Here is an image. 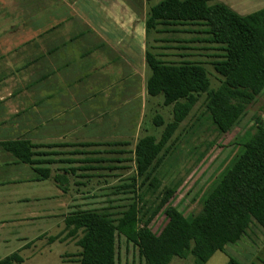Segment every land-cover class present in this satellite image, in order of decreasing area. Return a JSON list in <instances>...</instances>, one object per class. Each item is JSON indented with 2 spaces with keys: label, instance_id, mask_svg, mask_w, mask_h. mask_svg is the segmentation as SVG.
Segmentation results:
<instances>
[{
  "label": "rangeland",
  "instance_id": "rangeland-1",
  "mask_svg": "<svg viewBox=\"0 0 264 264\" xmlns=\"http://www.w3.org/2000/svg\"><path fill=\"white\" fill-rule=\"evenodd\" d=\"M160 1L131 0V4L133 8L140 10V19H147L150 8ZM55 3L59 4L60 2L58 0H0V77H2L0 98L15 95L13 92L16 88L26 86L45 72L41 67V62L40 65L36 64L30 67H26L25 64L42 54L44 47L42 39L39 37L44 32V29H41L43 27L42 19L45 16L44 10L56 6ZM209 4H224L240 15L250 14L264 8V0H211ZM136 29L137 36L133 35V29L131 34L132 38L138 39V42L132 40L134 43H132L130 66L137 70L141 76L140 94L144 99V108H139V100L125 107H120L123 102L113 101L108 104L105 101L103 104L105 109L91 110L83 98L76 100L68 96V83L62 86L66 92L64 95L68 96L65 102L69 110L72 112L76 109L71 115L72 118L81 111L86 112V118L90 121L98 119V117L103 120L102 116L106 115V112H109V117L112 118L119 114V116L125 117L126 121L124 127L121 126L123 128L122 136L110 134V137L101 130L96 138L91 139L93 141L82 139V142L98 143L100 146L51 150L60 153L51 159L62 161L65 159L77 161L95 159L98 162L53 165V175L55 173L62 174L58 171L65 167L90 166L94 170H78L74 175L68 174L69 183L67 191L62 192L64 204H59L60 210H58L59 207H56V198L50 202L44 200L45 196L58 195L55 188L47 187L49 190L47 192L46 184L34 186L36 194L39 191L42 201H34L30 205L32 210L30 212L38 218L34 220L29 229L23 228L25 225H22L23 227L15 226L16 224L14 225L13 222L3 226L0 260L13 253H19L24 260L22 264H71L75 259L72 255L77 254L80 249L76 246L75 240L65 237L67 232H65L64 215L67 216L79 210H96L117 215L127 210L134 201L142 206V202H139L141 195L144 196V200H147L148 205H151L157 194L153 196L146 191L154 176L161 181L160 191L167 186L177 185V190L169 201L171 206L185 216L198 213L202 208L205 196L218 181L220 171L228 164V160L238 152V144L242 136L253 129L257 119H261L264 123V93H262L248 107L241 121L229 133L219 134L209 115L205 113L207 95L202 94L190 115L181 123L168 143V150L160 155L161 163L151 171L145 184H142L143 178L136 174L135 145L139 139L148 135L160 139L165 126L154 125V118L157 115L163 117L165 124L173 120V106L164 105V96L150 97L147 93L146 83L151 75V70L146 64L145 52L150 51L160 55L161 59L171 63L184 61L201 63L208 72L211 82L210 89H217L221 84L222 77L216 72L214 63L222 59L224 52L220 45L205 42L208 39V35L204 34L206 27L199 24L169 27L168 32H164V26H159L157 28L159 32L152 30L148 34L142 24ZM161 30L163 32H160ZM32 39L37 40L39 49L36 47L30 52L24 45ZM67 54L73 57L75 53L67 52ZM108 68L115 70L112 66H108ZM66 71L68 73V70ZM85 74L86 71L81 74V78H85ZM57 80L61 86L60 80ZM117 92L116 90L114 95L118 97ZM127 93L129 95V92ZM32 94L33 92H26L21 95V104L31 99ZM44 94L46 93H42V96ZM76 94L79 95V93ZM77 119L78 117L75 122ZM2 120L4 121V119ZM33 123L36 125L37 121ZM74 140L80 141L79 138L70 139V141ZM73 152L82 154H72ZM134 178L136 179L135 188L132 187ZM49 185L51 184L49 183ZM18 206L26 212L27 205L18 204ZM53 212H56L55 216L48 219V216ZM167 222V217L162 210L152 220L149 228L157 235ZM61 234L62 242L60 240L53 243L49 241L50 237ZM229 258H235L242 264H264V231L262 228L253 225L246 237L236 244L226 246L224 252H216L206 264H227ZM118 264L146 263L141 258L138 248L131 244L127 246L121 243L118 249ZM170 264L196 263L194 257L190 256L187 259L174 257Z\"/></svg>",
  "mask_w": 264,
  "mask_h": 264
},
{
  "label": "trees",
  "instance_id": "trees-1",
  "mask_svg": "<svg viewBox=\"0 0 264 264\" xmlns=\"http://www.w3.org/2000/svg\"><path fill=\"white\" fill-rule=\"evenodd\" d=\"M210 1L161 0L150 9L145 21L147 34L152 30L158 31L159 26L165 27L164 32H168L169 27L185 24L204 26V34L208 35L205 42L220 45L224 55L214 63L216 72L222 77L221 84L217 89H210L208 72L201 63L166 62L160 55L146 51V64L151 70L146 83L147 93L150 97L164 96V105L173 106V120L165 124L163 117L157 115L154 125L165 126L160 139L148 135L135 145L136 174L143 178L142 184L159 166L160 155L168 150V143L202 94L207 95L205 113L219 134H227L241 121L257 97L264 93V8L240 15L224 4L210 5ZM239 142L238 152L222 168L218 181L196 214L185 216L171 206L169 201L177 185L160 191L161 181L154 176L146 191L153 196L157 194L151 205L141 195L139 202L142 206L134 201L117 215L96 210H79L67 215L65 237L75 240L80 249L72 255L75 259L71 264H118L121 243L138 248L146 264H170L174 257L187 259L190 256L194 257L196 264H206L216 252H224L226 246L246 237L253 225L264 231L263 121L257 119L253 129L247 131ZM93 146L100 144H39L26 139L0 142V147L20 163L34 168L38 180L50 179V166L55 164L98 162L95 159H51L60 153L46 149ZM78 170L94 168L70 167L65 174H57L54 180L62 192L67 191V175H74ZM133 181L132 187L135 188L136 179ZM162 210L168 222L156 235L149 225ZM61 237L62 234L50 237L49 241L62 242ZM23 261L19 253H13L1 259L0 264H22ZM227 264L242 263L229 258Z\"/></svg>",
  "mask_w": 264,
  "mask_h": 264
},
{
  "label": "crops",
  "instance_id": "crops-1",
  "mask_svg": "<svg viewBox=\"0 0 264 264\" xmlns=\"http://www.w3.org/2000/svg\"><path fill=\"white\" fill-rule=\"evenodd\" d=\"M58 1L60 3H55L56 6L44 10L41 28L44 32L39 37L44 47L42 54L25 64L30 67L41 62L45 72L26 86L16 88L13 92L15 95L8 96L12 98H0V142L26 139L39 144H62L79 138L80 141L70 143H80L82 139L93 141L91 139L96 138L101 130L110 137V134L122 136L121 126L126 124L125 117L118 114L112 118L106 112L103 120L98 117L90 121L86 118V112L81 111L72 118L76 109L72 112L69 110L65 102L68 96L76 100L83 98L91 110L105 109V101L108 104L123 102L120 107H125L139 100V108H144V99L140 94L141 76L130 66L132 43L138 42L136 37L132 38V29L134 36H137L136 28L140 24L146 31V18L140 19V10L132 7L131 0ZM36 42V39L27 41L24 47L31 52L38 48ZM67 52L77 55L72 57ZM84 71L86 77L81 78ZM65 84L68 96L64 95L66 92L62 86ZM116 90L118 97L114 95ZM26 92H33L32 97L21 104L20 96ZM42 93L46 94L42 96ZM114 97L117 99L112 100ZM34 121H37L36 125ZM68 169H59L58 172L62 174L54 175L52 170L49 181L38 180L34 168L20 163L0 147V241L3 240L1 231L4 225L13 222L15 226L25 225L22 227L29 229L38 218L30 212V205L34 201H42L34 186L46 184L47 192V187L55 188L58 195L45 196L44 200L50 202L56 198V207L61 209L59 204H64V197L54 177L65 174ZM49 183L51 185L48 186ZM18 204L27 205L26 212ZM55 213L48 219L54 217Z\"/></svg>",
  "mask_w": 264,
  "mask_h": 264
}]
</instances>
